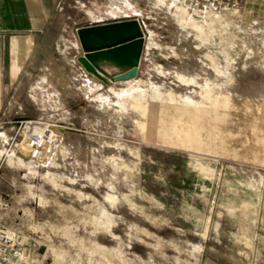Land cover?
Returning <instances> with one entry per match:
<instances>
[{
    "label": "rangeland",
    "instance_id": "374dc122",
    "mask_svg": "<svg viewBox=\"0 0 264 264\" xmlns=\"http://www.w3.org/2000/svg\"><path fill=\"white\" fill-rule=\"evenodd\" d=\"M96 1V16L138 15L145 28L131 81L117 83L101 74L110 82L103 87L132 91L136 98L156 100L170 109L174 96L197 102L199 85L207 78L213 91L264 103V0H243L245 12L239 16L209 14L201 22L186 7L188 0ZM191 53L202 57V65L188 57ZM102 69L110 76L118 72ZM178 75L192 76L197 84L180 85ZM137 88L144 91L142 96ZM191 88L195 91L188 92ZM200 95L212 104L205 109L211 116L219 104L234 105L231 97L207 91ZM82 101L81 96L69 103L74 105V126L37 118L14 122V149L22 144L19 130L26 121L45 123L40 131L58 138L51 164L37 167L31 179H25L18 166L0 173L6 205L0 206V226L20 236L21 249L31 251L29 256L22 253L23 264H264V161L241 157L260 155L248 146L253 113L233 111L226 127L243 131L239 136L247 137L244 146L232 143L224 129L207 118L185 117L186 136L174 133L170 119L163 118L159 124L166 136L147 138L140 131L145 118L130 105L122 108L113 102L103 108ZM132 104L149 118L143 132L154 133V114L166 111L147 102ZM196 109L176 108L191 116L199 114ZM85 115L86 122L79 119ZM260 123L264 128V118ZM80 148L93 154L88 169L71 165V152ZM233 152H240L242 159L232 157ZM18 158L27 161L16 151ZM67 168L78 183L70 181ZM45 171L62 172L57 180L62 188L41 178ZM108 194L116 201H108ZM40 195L48 201L43 209L37 203Z\"/></svg>",
    "mask_w": 264,
    "mask_h": 264
},
{
    "label": "crops",
    "instance_id": "0c3cea01",
    "mask_svg": "<svg viewBox=\"0 0 264 264\" xmlns=\"http://www.w3.org/2000/svg\"><path fill=\"white\" fill-rule=\"evenodd\" d=\"M242 2L243 0H240L236 8L224 12H215L204 7L197 0H188L186 7L189 8L193 17L201 22L209 14L216 17L222 16V14L239 16L245 12ZM85 3L87 7H85ZM96 6V0H0V173L5 169H15L18 166L24 170L23 177L31 179L39 171L37 167L48 168V163L51 164V161L34 160L30 153L33 146L31 136L35 133H42L40 127L33 128L31 123H25L19 130L22 144H16L14 149L11 147L15 136L14 122L24 118H37L55 124L74 126V105L71 106L72 104L70 105L69 103L81 96L83 97L82 102L96 103L103 108H109L113 105V102L119 104L122 108L130 105L146 120V122L144 121L140 124L141 133L145 137L152 139L160 135L166 136L165 131L159 124L160 121L164 120L163 118L170 119L169 123L173 132L176 134L181 133L183 136L187 135L183 127L185 117L207 118L219 125L220 129H224L226 136L231 139L232 143L240 141L244 146H247V137L244 139L245 137L239 136V134H242V130L229 131L226 127L230 123L229 118L233 111H241L245 113L243 115H248V113L251 115L253 113L252 116L256 117V119H253L254 124L250 134L251 144L248 146L253 151L260 152V155L257 154V156L252 157L246 153L243 156L241 155V157L252 162L264 161V128L260 123V120L264 118V103L213 91L208 88L209 80L207 78L203 80L202 84L204 86L202 84L199 85V90H197L199 100L197 102L194 103L190 97H186L182 101L176 100L174 96L175 98L172 97L170 100V109L156 100L148 101L143 97L136 98L133 96L132 91L118 92L114 91L112 86L103 87V84L109 85L110 82L101 76L90 74L78 62V58L81 56L80 43L74 33V26L80 23H95L111 18L129 16L141 19V17L138 15L98 17L95 15ZM257 22L255 20L253 23L256 24ZM188 57H193L194 60L202 65V57L193 53ZM177 80L180 85L184 86L197 84L196 78H192V76L178 75ZM126 81H131V79L120 80L117 83ZM193 90L191 88L188 92ZM202 91L211 92L222 97H231L234 100V105L226 107L223 104H219L216 106L217 114L211 116L205 109L211 108L212 104L202 98L200 95ZM137 92L141 96L144 94L141 88H137ZM134 101L147 102L150 108L161 106L166 111V115L154 114L153 119L156 121L155 123L151 122V125L155 127L154 133L143 132L142 125L149 122V118L143 115L141 109L134 108L132 104ZM244 102H247V107L244 106ZM76 103L79 104L81 102ZM179 105L193 106L197 108L196 110L199 114L194 116L179 114L176 110ZM89 106L88 104L85 108ZM81 118L85 122L88 120L86 115L79 119ZM235 133H238V136ZM55 138L57 142L58 138ZM46 140H49V138ZM57 148L55 149L56 152ZM15 150L25 156L27 161L20 158L16 159ZM239 154L240 152L230 153L232 157L242 159ZM71 155V165L73 163L76 166L81 164L88 169L90 161L91 166L92 160L87 159L88 157L92 158L93 154L88 153L84 148L73 150ZM67 172L70 173V181L79 182L71 168H67ZM60 173L62 174V172ZM60 173L45 171L44 174H40V177L49 181L54 187H58L57 180ZM88 177L91 180L93 179L90 174H88ZM2 181L0 174V188ZM93 181L97 182L95 178ZM12 184L11 188L14 185ZM27 186L29 195H32L30 183ZM1 194L0 206L4 205L6 207ZM5 196L8 197L9 194H5ZM106 199L112 203L116 201L117 197L108 194ZM47 202L41 195L37 197L39 208H45ZM245 206L250 205L246 204ZM248 215L249 213L244 214V216ZM104 216L106 219H110V215L106 214V212ZM251 217L255 218L252 215ZM0 228L4 227L0 226ZM246 242L249 246L250 241L246 240ZM99 249L104 251V249ZM195 249L199 250V248ZM21 252L25 256H29L31 251L22 248ZM29 263H32V260H29ZM108 264L110 263L108 262Z\"/></svg>",
    "mask_w": 264,
    "mask_h": 264
},
{
    "label": "water",
    "instance_id": "95a60500",
    "mask_svg": "<svg viewBox=\"0 0 264 264\" xmlns=\"http://www.w3.org/2000/svg\"><path fill=\"white\" fill-rule=\"evenodd\" d=\"M83 49L78 58L90 74H103L111 81L131 78L138 66L145 35L143 22L137 17H120L80 23L74 26ZM102 67H114L118 72L108 75Z\"/></svg>",
    "mask_w": 264,
    "mask_h": 264
},
{
    "label": "built area",
    "instance_id": "2783aa9c",
    "mask_svg": "<svg viewBox=\"0 0 264 264\" xmlns=\"http://www.w3.org/2000/svg\"><path fill=\"white\" fill-rule=\"evenodd\" d=\"M204 7H207L215 12H224L236 8L240 0H197ZM30 122L33 128H39L42 124L39 121H26ZM23 124V125H24ZM43 135V137H42ZM33 146L31 148V157L34 160H43V162L51 161L55 154V136L48 130L42 133H35L31 136ZM49 138V141L46 139ZM21 238L17 234L5 229L0 228V264H23L21 252Z\"/></svg>",
    "mask_w": 264,
    "mask_h": 264
},
{
    "label": "bare ground",
    "instance_id": "6f19581e",
    "mask_svg": "<svg viewBox=\"0 0 264 264\" xmlns=\"http://www.w3.org/2000/svg\"><path fill=\"white\" fill-rule=\"evenodd\" d=\"M21 242H22V239H21Z\"/></svg>",
    "mask_w": 264,
    "mask_h": 264
}]
</instances>
